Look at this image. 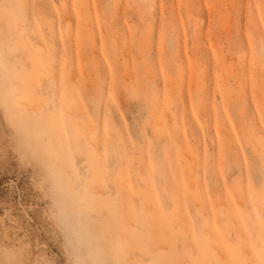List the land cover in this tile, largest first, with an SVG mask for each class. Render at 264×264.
<instances>
[{
    "label": "rangeland",
    "instance_id": "1",
    "mask_svg": "<svg viewBox=\"0 0 264 264\" xmlns=\"http://www.w3.org/2000/svg\"><path fill=\"white\" fill-rule=\"evenodd\" d=\"M0 264H264V0H0Z\"/></svg>",
    "mask_w": 264,
    "mask_h": 264
}]
</instances>
